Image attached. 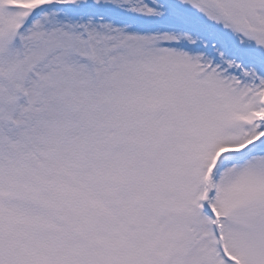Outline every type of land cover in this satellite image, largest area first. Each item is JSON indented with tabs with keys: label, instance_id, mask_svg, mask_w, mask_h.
Wrapping results in <instances>:
<instances>
[{
	"label": "snow or ice",
	"instance_id": "1",
	"mask_svg": "<svg viewBox=\"0 0 264 264\" xmlns=\"http://www.w3.org/2000/svg\"><path fill=\"white\" fill-rule=\"evenodd\" d=\"M0 264H264V0H0Z\"/></svg>",
	"mask_w": 264,
	"mask_h": 264
}]
</instances>
